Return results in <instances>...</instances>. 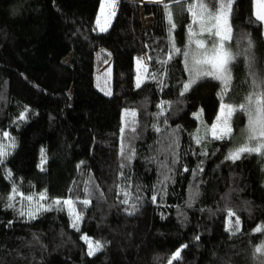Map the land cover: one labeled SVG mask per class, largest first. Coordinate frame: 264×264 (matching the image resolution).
Instances as JSON below:
<instances>
[{
  "label": "trees",
  "instance_id": "1",
  "mask_svg": "<svg viewBox=\"0 0 264 264\" xmlns=\"http://www.w3.org/2000/svg\"><path fill=\"white\" fill-rule=\"evenodd\" d=\"M101 1L0 0V146L9 153L0 163V264H169L180 249L172 264H261L255 248L264 231L255 229L264 225V155L227 159L246 114L235 113L230 138L197 143L199 126L219 115L223 85L204 78L181 95L189 74L182 54L168 60L163 6L117 0L100 32ZM231 28L232 50L250 41L264 74V26L254 0H234ZM173 35L184 52L186 26ZM98 56L112 64L110 95L95 85ZM142 56L151 60L137 87ZM249 79L241 55L225 102L243 103ZM35 193L52 207L35 218L20 215ZM64 199L83 216L79 231L55 204ZM237 218L239 230L230 231ZM84 235L102 250L89 256Z\"/></svg>",
  "mask_w": 264,
  "mask_h": 264
},
{
  "label": "snow or ice",
  "instance_id": "2",
  "mask_svg": "<svg viewBox=\"0 0 264 264\" xmlns=\"http://www.w3.org/2000/svg\"><path fill=\"white\" fill-rule=\"evenodd\" d=\"M151 2L163 6V11L169 25V37L171 38L172 50L168 54V60L172 59V53L178 55L182 54L185 59V70L190 73V78L187 83L183 84V91L180 94L183 95L199 80L204 78L214 79L223 85L220 94L221 103L219 115L215 118V123L211 128L205 126V135L210 132L213 139L222 140L230 138L233 132L231 124L232 117L237 111L243 112L247 115L248 121V126L243 133V135L246 136V142L231 151L228 154L227 159L236 161L245 154L264 155V74L258 73L255 69V60L251 52L250 41L248 48L242 52H235L230 47L232 39L231 13L234 0H215V7L211 6L212 0H172V3H167L165 0H151ZM116 3L117 0H104V3L101 5L102 16H104L105 9L108 10L107 16L104 17L105 22L104 26L101 27V31L107 29L110 18L115 16ZM173 4L178 5L179 9H174ZM185 4H187L186 10L191 16V23L188 26L189 49L188 51L182 52L181 48L176 46L173 35L176 28L174 11L184 10L183 6ZM254 15L257 21L264 24V0H254ZM97 24L100 26L99 20L97 21ZM205 35L207 36V39L203 38ZM241 55H246L248 57L250 79L247 83L250 85V91L249 94L244 97V102L237 106L225 102V97L232 86V67ZM148 59L151 60V57H148ZM168 60H163L161 63L166 64L168 63ZM137 65L138 75L136 86L140 87V69L142 67L143 71L147 72V67L144 64L143 58L137 60ZM152 78L155 79V76ZM166 104L167 102H164L160 105L161 114H163V109ZM125 115L135 117L136 113L126 112ZM200 115L202 116V110ZM24 118L25 115L22 114L21 119ZM132 131H135V128H133ZM8 135L7 132L3 133V136L5 137H8ZM200 142L201 139L198 138L197 143ZM11 146H15L14 139L11 141ZM120 151L121 155H123V144H121ZM7 155H9V153L4 150V146H0V163L3 162L2 158H6ZM46 162V158H43L42 165ZM42 165L41 170H43ZM85 191L87 192L88 189L85 188ZM125 195H127V193H125ZM25 199L31 201L33 197L27 196ZM39 199H47L46 194H41ZM152 200L155 201L156 197L153 196ZM80 203L87 207L90 205L91 201L89 199H83ZM123 203H128V201L125 200ZM55 204L67 206L69 213L73 218L72 227L79 231L78 224L83 219V216L81 212L76 210L75 202L72 199H66L63 201L56 200ZM9 207H14V205L10 204ZM132 208L135 211L136 206L133 204ZM38 210L39 208L30 210L26 213L21 212L20 215H28L30 218H35V212ZM61 210H63V208H61ZM134 211L129 214H134ZM234 215L235 213L231 210L228 211L229 217ZM239 225L240 221L238 218L235 227H232L231 220H229L230 231H238ZM255 231L259 233L264 231V228L257 227ZM83 239L88 244L89 256L95 255L96 252L102 250L103 245L101 242L96 241L93 243L87 236H84ZM197 239H199V237H197ZM184 247H187V245ZM181 251L182 249L177 250L173 254L172 260L169 261V264H172V261H178L181 259ZM255 252L262 258L261 264H264V244L256 247Z\"/></svg>",
  "mask_w": 264,
  "mask_h": 264
},
{
  "label": "rangeland",
  "instance_id": "3",
  "mask_svg": "<svg viewBox=\"0 0 264 264\" xmlns=\"http://www.w3.org/2000/svg\"><path fill=\"white\" fill-rule=\"evenodd\" d=\"M146 1L151 2V0H146ZM103 3H104V0L101 1L100 8H99V13H98V18H97V21L98 20L100 21V26H98L97 21H96L97 28H98V30L100 32H104V31H101V27L104 26V22H105L104 21V17L107 16V12H108V10L105 9L104 16H102V14H101V5ZM117 5H118V2L116 3V9H117ZM211 6L214 7L213 5H211ZM183 7H184V10H182V11H180V10L174 11V21H175V24H176V28L175 29L179 28L180 25L186 26L187 38H186V41L184 43V51H188V49H189V43H188L189 42L188 26L191 23V16L187 12V10H186L187 9V4H185ZM173 8L174 9H179V6L177 5V6H174ZM116 9H115V12H116ZM113 18H114V16L110 18L109 23H108V26H107V29L109 28L110 24L112 23ZM263 26H264V24H263ZM193 27H195V26H193ZM203 38L207 39V36L205 35V37H203ZM177 46H178V44H177ZM141 58H143L144 64L147 67L148 57L147 56H142ZM136 71H137V75H138V65H137V61H136ZM145 74H146V72H144L143 71V68L141 67L140 72H139V75L141 76V82H142V79L144 78ZM188 74H189V78H190V73L188 72ZM111 82H112V64H111V62L102 63L100 61V57L98 56L97 59H96V71H95V85H96V88L100 92H102L104 94L108 93L106 95H110L111 94ZM193 86L191 87V89L193 88ZM231 124H232V120H231ZM212 125L208 126V128H211ZM247 126H248V121H247V125L244 128V130L242 129L237 135H235V144H234L233 148L230 150V152L232 150H234L237 146H239V145H241V144H243V143L246 142V136L243 135V133H244L245 129L247 128ZM232 128H233V126H232ZM197 136L200 139L212 138V135H211L210 132H208L205 135V126H199V128L197 130ZM41 194H44V193H35V194H33L31 196V197H33V199L31 201H28L27 199L24 198L23 202H24V205H25V207H24V212L25 213L28 212V211H30V210H35V209L39 208V210L35 212V216H36L38 213H40L42 211H45L47 209H50L52 207L53 203H48L46 201V199H44V200H40L39 199V197H40ZM64 200H66V199H64ZM60 201H63V200H60ZM62 206L67 210L68 214L70 215L67 206H65V205H62ZM25 216L26 217H29L28 215H25ZM71 219H73L72 216H71ZM78 226H79V224H78ZM262 228H264V225L262 226ZM84 236H86V235H84ZM87 246H88V244H87Z\"/></svg>",
  "mask_w": 264,
  "mask_h": 264
}]
</instances>
